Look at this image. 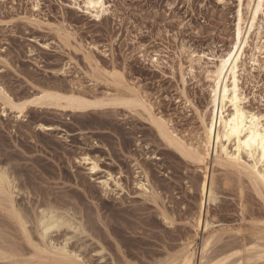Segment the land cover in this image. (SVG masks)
Instances as JSON below:
<instances>
[{
  "label": "rangeland",
  "instance_id": "rangeland-1",
  "mask_svg": "<svg viewBox=\"0 0 264 264\" xmlns=\"http://www.w3.org/2000/svg\"><path fill=\"white\" fill-rule=\"evenodd\" d=\"M105 3L106 11L95 18L82 0H0V88L14 101L42 89L100 101L131 90L151 116L197 146L199 113L209 103L205 71L229 46L237 0ZM249 55L247 49L245 104L264 116V56L252 68ZM24 112L17 117L0 103V173L12 183L5 192L15 210L1 204V196L0 251L14 249L19 263L55 264L34 258L16 219L30 220L29 238L40 245L35 223L42 209L84 227L83 233L63 227L49 236L78 264H167L187 244L199 264L208 236L216 240L207 258L238 249L231 264H248L247 243L264 240L260 198L244 177L211 159L206 174L213 171L216 200L206 206L207 230L195 231L203 172L163 143L141 109L104 105L70 112L49 105ZM83 158L96 162L97 170L89 171ZM146 181L154 195L139 189ZM254 259L250 264H264Z\"/></svg>",
  "mask_w": 264,
  "mask_h": 264
},
{
  "label": "bare ground",
  "instance_id": "bare-ground-1",
  "mask_svg": "<svg viewBox=\"0 0 264 264\" xmlns=\"http://www.w3.org/2000/svg\"><path fill=\"white\" fill-rule=\"evenodd\" d=\"M82 3L85 12L95 18H99L106 11L105 0H82ZM263 24L264 0H237L234 32L229 46L218 57H215L216 64L213 69L205 71L206 80L209 82V103L205 111L199 113L201 141L197 146L185 142L184 139L170 129L168 122L160 116L158 118L151 116L148 112L146 101L131 90L121 92L120 95L108 101H100L99 99L91 100L73 92L66 94L58 91H50L49 89H42L35 97L14 101L0 88V103L1 106L11 112H15L17 117H22L28 107L49 105L70 112L93 111L104 105H117L128 109L139 108L146 112L151 117V124L163 143L182 159L190 162L199 171L203 172V176L199 182L200 199L193 228L195 231H206L209 226V223L203 218L206 206L216 200L213 171L211 175L206 174V163L209 159H211L214 166L230 169L244 177L255 194L260 198L264 210V179L261 178L264 177V159H261V157H264V149L260 147L261 141L259 139L260 137H264V116L257 110L250 109L246 106V97L241 87V76L244 73L245 65L243 57L245 58L246 50L249 49L250 51L249 62H251L252 68L254 66L260 67L259 57L264 56ZM252 36L255 39L253 47L249 44ZM189 70L192 71L193 68L190 66ZM38 127L40 129H48L41 124ZM249 137L252 138V141L249 144H245L244 141L248 140ZM83 162L89 165V171L91 172L98 168L96 162L89 158H83ZM8 180L7 175L1 171L0 199L1 196L4 197L2 198L3 201L1 204H4L3 202L8 203L10 206L7 204V207H9L8 210L11 209L14 213L15 210L12 206V201L5 192L10 186L12 187L10 185L12 183H9L11 181ZM102 185L108 188L107 181H103ZM138 186L143 194L154 195L147 181L146 183H139ZM16 219L23 233L29 239L32 248L35 249L36 256L34 258L36 260L46 259L51 262L54 261L55 264H78L75 261L77 257H74L73 253H71L72 255L70 252L68 253L65 246L56 247L54 245L55 243L52 241L53 244L49 240V236L51 233H54L53 231H58L63 227L83 233L84 227L81 224L73 223L67 216L57 213L52 209H42L35 223L36 229L38 230L37 235H39L41 240V244L37 245L32 244L28 234L30 230L26 228L30 220L18 215ZM214 238V236H208L202 240L199 264H231L230 261L234 259V256L238 255L237 258L239 257L240 251L237 252V249L236 251L229 252L231 251L229 250L226 253L222 252V254L207 258V252L211 248V244L213 245L212 242L216 240ZM262 241H264L262 238H257L255 239L256 243L252 245L251 243L250 245L247 243L249 247L245 248L246 253L249 255L247 257L249 258L248 264L251 263L250 260L252 258H255L254 260L257 261L264 260V244H262ZM258 242L261 244H258ZM192 248L190 244L185 245L182 251L178 253V257L173 258L172 256L173 259L169 258L171 261L166 263L193 264L195 254ZM6 252L0 251L1 260L8 261V264H23L19 263L20 260L17 261L14 259L16 257L14 252ZM3 263L5 264V262ZM238 264L242 263L238 262Z\"/></svg>",
  "mask_w": 264,
  "mask_h": 264
},
{
  "label": "snow or ice",
  "instance_id": "snow-or-ice-1",
  "mask_svg": "<svg viewBox=\"0 0 264 264\" xmlns=\"http://www.w3.org/2000/svg\"><path fill=\"white\" fill-rule=\"evenodd\" d=\"M259 139H260V141H261V143H260V147H261L262 149H264V137H260ZM251 141H252V138L249 137V139L246 140V141H244V143H245V144H249ZM250 158H251V157H250ZM261 159H264V157H261ZM261 178L264 179V177H261Z\"/></svg>",
  "mask_w": 264,
  "mask_h": 264
}]
</instances>
